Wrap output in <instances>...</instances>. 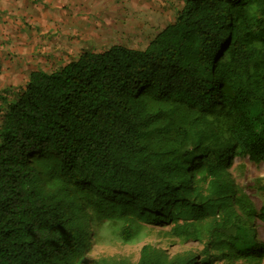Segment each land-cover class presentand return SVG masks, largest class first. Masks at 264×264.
I'll return each instance as SVG.
<instances>
[{
	"label": "trees",
	"instance_id": "1",
	"mask_svg": "<svg viewBox=\"0 0 264 264\" xmlns=\"http://www.w3.org/2000/svg\"><path fill=\"white\" fill-rule=\"evenodd\" d=\"M2 100L0 264H264V203L231 171L264 163V0H182L145 48L82 51ZM149 226L198 248L87 259Z\"/></svg>",
	"mask_w": 264,
	"mask_h": 264
},
{
	"label": "crops",
	"instance_id": "2",
	"mask_svg": "<svg viewBox=\"0 0 264 264\" xmlns=\"http://www.w3.org/2000/svg\"><path fill=\"white\" fill-rule=\"evenodd\" d=\"M170 6L169 0H0V91H18L33 70H54L63 51L72 52V45L78 46L77 36H84L82 41L89 38L90 43L96 27L117 19H112L111 11L121 15L124 7L139 9L147 15L142 22H155L158 32L167 23ZM47 59L50 62L43 63ZM5 94L0 97L13 98ZM4 104L0 98V109ZM1 119L2 112L0 123Z\"/></svg>",
	"mask_w": 264,
	"mask_h": 264
},
{
	"label": "rangeland",
	"instance_id": "3",
	"mask_svg": "<svg viewBox=\"0 0 264 264\" xmlns=\"http://www.w3.org/2000/svg\"><path fill=\"white\" fill-rule=\"evenodd\" d=\"M169 1L171 3V12L166 16L165 21L167 23H164L166 25L171 23L168 21H171L173 17L176 16L177 8L182 5L181 0ZM109 14L112 19H117L115 21L112 20V22L110 21L108 25L96 27L94 30L96 32L93 37L94 39L93 41L90 40V43H88L89 38L82 41L84 36H82L83 38L77 36L76 38L79 40L78 46L72 45V52L63 51L61 59L55 63V69L76 58L83 50L101 51L114 44L143 49L149 41L166 26L165 25L157 32L158 29L153 25L155 22H142V18L147 15L146 13H140L139 9L129 11L128 7H124V11L121 12V15L120 12L114 11H111ZM90 15L99 18L96 13H90ZM145 24L148 27H144ZM46 47H49V45H46ZM45 62L49 63L50 60L47 59L43 63ZM16 92H10L8 88H5L4 91H0V95L6 93L5 95H9L8 97L10 99L15 96ZM3 97H1V99ZM231 171L238 186L249 194L257 208L260 207V205L264 203V163L255 164L248 160V158L235 157ZM166 230L167 227L149 226L145 230L146 234L133 243H124L120 241L99 242L93 240L87 253V259L91 260L100 256H115L125 257L131 261H136L139 256L140 248L145 243L167 248L172 253L185 249L194 250L198 248L195 243H181L177 240L168 238L165 233ZM255 230L258 238L264 240V224L257 221Z\"/></svg>",
	"mask_w": 264,
	"mask_h": 264
},
{
	"label": "bare ground",
	"instance_id": "4",
	"mask_svg": "<svg viewBox=\"0 0 264 264\" xmlns=\"http://www.w3.org/2000/svg\"><path fill=\"white\" fill-rule=\"evenodd\" d=\"M76 25V24H75ZM75 29V28H74ZM89 33V32H88ZM96 33V32H95ZM85 42H87V41H85ZM89 43V42H88Z\"/></svg>",
	"mask_w": 264,
	"mask_h": 264
}]
</instances>
